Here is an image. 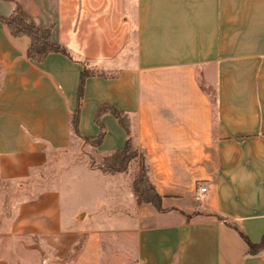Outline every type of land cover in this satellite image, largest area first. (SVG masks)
Returning a JSON list of instances; mask_svg holds the SVG:
<instances>
[{
    "label": "crops",
    "instance_id": "obj_1",
    "mask_svg": "<svg viewBox=\"0 0 264 264\" xmlns=\"http://www.w3.org/2000/svg\"><path fill=\"white\" fill-rule=\"evenodd\" d=\"M18 5L70 56L37 63L0 21V172L17 191L8 237L37 238L50 264H117L105 263L115 233L135 240L132 264H264V247L251 249L264 238V0H0V18ZM83 67L96 74L77 133ZM104 104L127 118L163 211L138 205L124 172L65 151L72 132L99 133ZM102 121L106 156L128 135L113 114ZM80 167L108 182L107 200L63 197L64 172Z\"/></svg>",
    "mask_w": 264,
    "mask_h": 264
},
{
    "label": "trees",
    "instance_id": "obj_2",
    "mask_svg": "<svg viewBox=\"0 0 264 264\" xmlns=\"http://www.w3.org/2000/svg\"><path fill=\"white\" fill-rule=\"evenodd\" d=\"M0 21L7 25L11 35L15 38L26 37L30 40L28 48V56L37 63H42L51 53H62L70 56L69 52L52 41L51 28L39 27L18 5L16 11L8 18H0ZM96 73L87 67H83L80 75V84L78 89V104L73 114L72 125L75 132L79 133V121L82 110V104L85 93L86 80L94 76ZM214 96V95H213ZM113 114L120 125L126 131L128 139L124 148L117 150L109 155L102 157L100 168L110 174H117L128 171L130 164L133 160L139 159V169L133 181V191L138 205L152 204L159 211H163L161 196L157 193L155 187L152 185L149 176L148 168L146 165V158L140 154L133 146L132 133L129 122L125 115L111 105H101L95 116V123L99 127V133L95 136L85 137L86 141L91 144L94 152L98 153V148L102 145L106 128L103 124V117L106 114ZM264 247V238L259 245H252V251Z\"/></svg>",
    "mask_w": 264,
    "mask_h": 264
},
{
    "label": "rangeland",
    "instance_id": "obj_3",
    "mask_svg": "<svg viewBox=\"0 0 264 264\" xmlns=\"http://www.w3.org/2000/svg\"><path fill=\"white\" fill-rule=\"evenodd\" d=\"M71 136V141L65 151H78L80 153V158L78 160L79 163L87 164L90 167H100L103 156L96 154L91 144L83 139L77 138L73 132L71 133ZM139 162V159H136L135 162H131L128 172H124L122 176L127 175L131 180L134 179L139 169ZM62 178L64 181L61 185L63 197H65V199H71L75 205L83 202L86 205H91L95 198L106 200L108 198V182L99 174L95 173L93 175V173L84 167L64 172ZM68 184L70 189L68 188ZM29 187L27 186V188ZM16 192L15 186L11 185L6 179H3L0 172V200L3 205V214L0 217V264H50L46 256H38L34 253L32 248L39 245V240L37 238L8 237L7 221L12 216L9 203L11 202L10 200L14 198ZM83 240L84 236H81L77 242V246H81ZM121 242L124 246L129 247L130 251L128 252L130 255H125L128 259H125V256H120V253L114 252L115 250L118 251L120 249ZM134 245L135 240H131L128 243L125 238H122V236L115 233L112 239H108V246L111 248L113 254L106 256V258H110L109 260H105V263H134V253L131 252L135 249ZM51 264H56V262H51Z\"/></svg>",
    "mask_w": 264,
    "mask_h": 264
},
{
    "label": "built area",
    "instance_id": "obj_4",
    "mask_svg": "<svg viewBox=\"0 0 264 264\" xmlns=\"http://www.w3.org/2000/svg\"><path fill=\"white\" fill-rule=\"evenodd\" d=\"M200 192H201V193H205V192H207V188H206V187H201V188H200Z\"/></svg>",
    "mask_w": 264,
    "mask_h": 264
}]
</instances>
